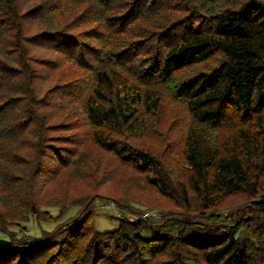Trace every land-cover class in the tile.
Masks as SVG:
<instances>
[{"label": "trees", "instance_id": "1", "mask_svg": "<svg viewBox=\"0 0 264 264\" xmlns=\"http://www.w3.org/2000/svg\"><path fill=\"white\" fill-rule=\"evenodd\" d=\"M0 230V264H264V0H0Z\"/></svg>", "mask_w": 264, "mask_h": 264}, {"label": "rangeland", "instance_id": "2", "mask_svg": "<svg viewBox=\"0 0 264 264\" xmlns=\"http://www.w3.org/2000/svg\"><path fill=\"white\" fill-rule=\"evenodd\" d=\"M94 228L98 231L111 230L119 225V218L123 215H127L125 210H122L114 205V203L109 199L97 198L94 203ZM44 209H48L53 214L58 212L57 206H44ZM78 206H72L64 215L67 218L76 213ZM230 209V208H229ZM228 208L225 209L224 214L230 219V211ZM141 217L149 214L159 215L158 209L146 208ZM134 218V216H132ZM137 217V216H135ZM55 221H42L38 222L32 215L27 219L21 220L18 224L11 225L9 227L10 231L15 235L29 234L33 236H38L43 230H50L55 226ZM10 239V233L8 231L0 230V243L6 242Z\"/></svg>", "mask_w": 264, "mask_h": 264}]
</instances>
